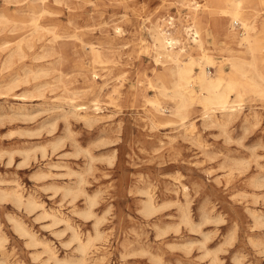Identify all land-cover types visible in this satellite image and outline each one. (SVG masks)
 Masks as SVG:
<instances>
[{
  "label": "rangeland",
  "instance_id": "obj_1",
  "mask_svg": "<svg viewBox=\"0 0 264 264\" xmlns=\"http://www.w3.org/2000/svg\"><path fill=\"white\" fill-rule=\"evenodd\" d=\"M242 1L261 67L264 0ZM222 5L0 0V264H264V99L248 92L226 124L219 112L207 121L198 97L175 115L174 63L154 61L167 30L180 61L190 54L198 71L207 57L211 75L221 65L224 82L235 78L231 58L250 53L243 28L225 37Z\"/></svg>",
  "mask_w": 264,
  "mask_h": 264
},
{
  "label": "bare ground",
  "instance_id": "obj_2",
  "mask_svg": "<svg viewBox=\"0 0 264 264\" xmlns=\"http://www.w3.org/2000/svg\"><path fill=\"white\" fill-rule=\"evenodd\" d=\"M218 1V0H216ZM224 5L220 6L216 13L219 14L218 17L229 16L231 18V22L229 24V33L224 31L225 37L227 34L229 36L234 35L233 31L234 27L232 26L233 20H238L241 23L242 31L238 32V36H240L239 44L244 45L245 50L250 53V58L246 59L242 56H235L231 58V67L235 69L236 74L235 78H231L229 81L223 80V70L221 65L218 67L216 72L211 75L207 70L206 66L210 65L211 60L207 57L204 58L202 63L200 64V69L198 71L194 70L193 62L191 60V55L188 54L187 60L180 61L178 59L179 52L183 50V48H179L178 50H174V45L178 42V38H175L171 35V32L167 30L157 29L155 41L157 42L156 51H155V60L158 58L164 57L166 60H171L174 65L172 67V72L175 75V79L173 82V91L170 93L175 100V107L172 110V113L178 116H181L184 111V106L191 99H196L197 97L201 100L203 104V117L207 121H213L212 116L216 112L220 113L222 117V123L226 124L230 122L235 116H237L242 109V101L245 96H248V92H252L255 96H258L259 99H264V61L261 62V67H259L258 59L259 57L255 55V51L259 50V46L257 44L256 39L251 34V30L255 28L252 18L254 12L250 9L246 3L242 0H221ZM196 6L199 3L194 2ZM106 4V3H104ZM97 5V4H96ZM100 10V9H99ZM28 11V10H27ZM94 11V10H93ZM41 12V11H40ZM104 12V11H102ZM99 13V12H98ZM110 16V15H109ZM170 20L173 17H169ZM32 20V19H31ZM37 21V20H36ZM172 24V21L170 22ZM44 26V25H43ZM45 28V27H44ZM188 37L191 38V41L199 48L203 46L202 34L198 29H194L193 25L187 27ZM208 29V28H207ZM226 29V28H225ZM227 30V29H226ZM206 32V31H205ZM234 33V34H233ZM207 34V33H206ZM201 35V37H200ZM15 40V39H13ZM182 40V39H181ZM11 41V40H10ZM9 41V42H10ZM26 42V41H25ZM6 43V42H5ZM31 43V42H30ZM22 44V43H21ZM3 45V44H2ZM34 45V44H33ZM12 48V47H11ZM41 49V48H40ZM16 51V50H15ZM38 51V50H37ZM92 61L98 63H105L106 61L102 58V53L97 47H90ZM40 52V51H38ZM236 52V51H234ZM45 54V53H44ZM183 54V53H182ZM41 55V54H40ZM184 58V57H183ZM54 59V58H53ZM182 60V59H181ZM51 61V60H50ZM38 64V63H37ZM230 64V63H229ZM1 65V64H0ZM44 65V64H43ZM24 66V65H23ZM22 66V67H23ZM40 66V65H39ZM48 66V65H47ZM36 67V66H35ZM32 69H34L32 67ZM34 71V70H33ZM45 71V70H44ZM101 71V70H100ZM37 72V71H36ZM47 72V71H46ZM11 73V72H10ZM35 73V72H34ZM232 73V72H231ZM9 74V73H7ZM58 74V73H57ZM32 76V75H31ZM55 76V74H54ZM4 77V76H3ZM1 80V79H0ZM236 80L237 84H233V81ZM108 81V80H107ZM57 82V81H56ZM66 82V81H65ZM24 83V82H23ZM26 83V82H25ZM36 83V82H35ZM44 83V82H43ZM49 83V82H48ZM151 83V82H149ZM132 84V83H131ZM37 85V84H36ZM134 85V84H133ZM197 85L199 87V93L196 94L194 90V86ZM55 88V87H53ZM52 89V88H51ZM41 90V89H40ZM39 90V91H40ZM43 91V90H41ZM63 91V90H62ZM233 92V93H232ZM15 93V92H14ZM43 93V92H42ZM21 94V93H20ZM19 94V95H20ZM38 94V93H37ZM18 95V96H19ZM24 95V94H23ZM60 95V94H59ZM108 95V94H107ZM33 96V95H32ZM62 96V93H61ZM66 96V95H65ZM71 97V96H70ZM157 97V96H156ZM91 100V99H90ZM150 101V100H149ZM70 103V102H69ZM58 104V103H57ZM153 106L158 111H163V108L159 105V102L154 100L152 101ZM83 104H73L71 102V106L75 108L73 111L81 108H86V106H80ZM92 105H94V109H100L101 106H98L97 99L92 100ZM62 106V105H61ZM60 107V106H59ZM70 108V107H69ZM51 109V107H50ZM102 109V108H101ZM149 109V108H148ZM72 110V108H71ZM103 111V110H102ZM84 114V113H83ZM92 114V113H91ZM97 114V113H96ZM99 114V113H98ZM103 115V114H102ZM155 115V114H154ZM200 115V114H199ZM258 115V114H257ZM82 116H86L85 114ZM183 117V116H181ZM202 117V116H201ZM158 118V117H157ZM244 118V117H243ZM246 119V118H245ZM191 120V119H190ZM260 120V119H259ZM186 124V123H185ZM216 124V123H215ZM204 125V124H203ZM207 126V125H206ZM205 126V127H206ZM213 126V125H212ZM183 127V126H182ZM189 127V126H188ZM209 127V126H207ZM187 130V127H186ZM193 132V131H192ZM171 139V137H170ZM231 139V138H230ZM258 153V152H255ZM98 154V153H97ZM259 154V153H258ZM262 155V154H261ZM98 156V155H97ZM256 157V156H255ZM92 158V157H91ZM239 159V158H238ZM254 161V160H253ZM243 162V161H242ZM246 162V161H245ZM247 163V162H246ZM260 167H262L260 161L257 162ZM242 165V164H241ZM244 167V166H243ZM256 171V170H255ZM241 172V171H240ZM235 175V174H234ZM232 176V175H231ZM237 176V175H236ZM259 177V176H257ZM264 179V177H263ZM249 180V179H248ZM65 183V182H64ZM183 185V184H182ZM255 185V184H254ZM84 187V186H83ZM75 188V187H74ZM71 189V188H70ZM69 189V190H70ZM83 190V189H82ZM243 191V190H242ZM249 192V191H248ZM264 192V191H263ZM14 195L16 199L20 202L23 199L22 192L16 188L14 190ZM26 202L28 204L35 203L32 199L27 198ZM22 203V202H21ZM149 203V202H148ZM154 203V202H152ZM250 203V202H249ZM39 204V203H38ZM41 204V203H40ZM164 204V203H163ZM162 204V205H163ZM34 205V204H33ZM146 203V208H147ZM151 205V204H150ZM262 205V204H261ZM42 206V205H41ZM155 206V205H154ZM90 207V206H89ZM151 207V206H150ZM153 207V205H152ZM151 207V208H152ZM159 207V206H158ZM157 207V208H158ZM149 208V207H148ZM155 208V207H153ZM161 208V204L159 209ZM252 208V207H251ZM145 209V207H144ZM150 209V208H149ZM263 209V208H262ZM143 210V208H142ZM148 210V209H147ZM154 210V209H153ZM248 210V208H247ZM250 210V209H249ZM148 211H151L148 210ZM156 211V209L154 210ZM153 211V212H154ZM152 212V214H153ZM251 212V211H250ZM257 212V211H256ZM91 213V212H90ZM145 213V211H144ZM150 213V212H147ZM89 214V212H87ZM146 214V213H145ZM151 214V213H150ZM166 214V213H165ZM184 217V220L190 222L189 213L184 211L181 213ZM264 214V213H263ZM149 215V214H147ZM172 215V214H170ZM179 215V214H178ZM215 215V214H213ZM262 215V214H261ZM176 216V215H175ZM216 216V215H215ZM264 216V215H263ZM209 218V217H208ZM160 219V218H159ZM182 219V218H181ZM217 220V219H216ZM176 221V220H175ZM207 221V220H206ZM215 221V220H214ZM196 222V221H195ZM150 224V223H149ZM167 224V223H166ZM170 224V223H169ZM168 224V226H169ZM153 225V223H152ZM18 227L19 222H18ZM21 228V227H20ZM168 228V227H167ZM25 229V228H24ZM155 229V228H154ZM26 230V229H25ZM24 230V231H25ZM27 231V230H26ZM163 231V230H162ZM204 231V230H203ZM27 233V232H25ZM30 233V232H29ZM261 233V232H260ZM31 234V233H30ZM190 235V234H189ZM75 238H78L76 234H74ZM192 236V234H191ZM251 236V235H250ZM199 239V238H198ZM94 240V239H93ZM188 241V240H187ZM184 242V241H183ZM197 242V241H196ZM199 242V240H198ZM1 243V242H0ZM187 243V242H185ZM201 243V240H200ZM89 244V240L87 242H80L78 245L79 250L82 253H85ZM182 244V243H181ZM184 245V244H183ZM204 245V244H203ZM150 246V245H149ZM208 248V247H207ZM204 254V253H203ZM209 254V253H208ZM156 255V253H155ZM88 259V258H87ZM84 257L82 261H84ZM160 260V259H159ZM182 263V262H181Z\"/></svg>",
  "mask_w": 264,
  "mask_h": 264
},
{
  "label": "built area",
  "instance_id": "obj_3",
  "mask_svg": "<svg viewBox=\"0 0 264 264\" xmlns=\"http://www.w3.org/2000/svg\"><path fill=\"white\" fill-rule=\"evenodd\" d=\"M232 26L234 27V28H237L238 30H241V23L238 21V20H233V22H232ZM242 31V30H241Z\"/></svg>",
  "mask_w": 264,
  "mask_h": 264
}]
</instances>
